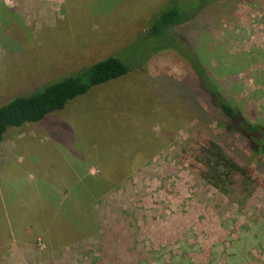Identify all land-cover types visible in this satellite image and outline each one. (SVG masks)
<instances>
[{
	"label": "rangeland",
	"instance_id": "rangeland-1",
	"mask_svg": "<svg viewBox=\"0 0 264 264\" xmlns=\"http://www.w3.org/2000/svg\"><path fill=\"white\" fill-rule=\"evenodd\" d=\"M169 1L0 0V106L111 55L129 69L4 134L0 258L20 232L28 264H264V156L219 127L179 57L144 44ZM174 31L264 123V0L209 3ZM208 141L250 178L216 169Z\"/></svg>",
	"mask_w": 264,
	"mask_h": 264
},
{
	"label": "trees",
	"instance_id": "trees-1",
	"mask_svg": "<svg viewBox=\"0 0 264 264\" xmlns=\"http://www.w3.org/2000/svg\"><path fill=\"white\" fill-rule=\"evenodd\" d=\"M218 1L221 0H170L149 20L146 31L142 33L144 44L152 40L158 41L160 43L153 54L173 52L179 57L197 80L196 89L201 101L221 118L219 127L244 141L253 157L264 156V123H251L236 105L219 92L189 42L174 31L175 27L188 22L200 8ZM128 71L121 60L111 55L65 78L47 83L29 94L12 98L0 106V143L9 128L41 122L49 114L63 110L69 102L86 95L92 88L119 79ZM203 154L215 163L216 169H223L226 174L241 178H250L244 167L228 157L217 143L208 141ZM212 178L211 175L210 178L205 177V180L223 191Z\"/></svg>",
	"mask_w": 264,
	"mask_h": 264
},
{
	"label": "crops",
	"instance_id": "crops-1",
	"mask_svg": "<svg viewBox=\"0 0 264 264\" xmlns=\"http://www.w3.org/2000/svg\"><path fill=\"white\" fill-rule=\"evenodd\" d=\"M153 158V156H152ZM20 232L13 233L12 237L17 238L16 240H13L11 244L8 246L6 252H4L0 258V264H28L27 258L25 257L26 253L31 254V249L28 247L29 243L27 242H21L20 240ZM37 237L33 235V238ZM28 241H31L30 239ZM28 254V255H29ZM27 255V254H26Z\"/></svg>",
	"mask_w": 264,
	"mask_h": 264
}]
</instances>
